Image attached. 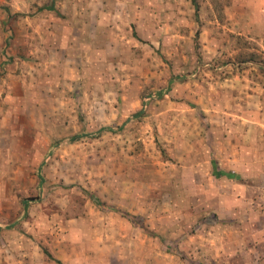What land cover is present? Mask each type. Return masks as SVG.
Here are the masks:
<instances>
[{
    "label": "rangeland",
    "instance_id": "374dc122",
    "mask_svg": "<svg viewBox=\"0 0 264 264\" xmlns=\"http://www.w3.org/2000/svg\"><path fill=\"white\" fill-rule=\"evenodd\" d=\"M98 1L104 3L105 11L114 6L112 12L125 2ZM258 1L127 0L136 14L125 27L134 38H150V34H157L158 24L168 23L169 34L187 38L190 30V51L200 53L198 29L207 24L211 37L220 41L219 54L205 62H151L153 70L180 72L183 76L171 85L175 95L170 89L159 97V91L166 89L163 80L139 76L129 79V43H122L123 47L109 45V39L104 38V53L95 57L87 52L88 47L99 44L76 38L77 28L87 22L88 16L82 10L90 0H0V225H14L0 232V251L5 241L2 235H9L8 242H13L16 233L26 231L25 223L31 217L43 221L34 224L35 237L24 234L25 239L40 245L63 232L65 222L71 218L90 217L91 209L117 212L120 204L136 209L135 205L145 201L151 204L153 225H157H152V256L159 250L154 235L159 233L156 230L163 220L167 233L172 237L176 233L177 238L171 239L170 247L164 238L162 243L178 256L175 246L196 245H185L187 234L206 233L213 226L215 215L203 217L198 211L202 203L210 209L219 206L228 211L239 206L231 199L233 194L241 193L239 188L219 187V181L207 173L208 156L197 154L208 147H213L211 154L219 162L230 150L229 145L237 151V161L244 152V162L248 163L242 180L259 183L261 188L249 187L247 193L262 200L264 50L256 42L236 35L232 30L236 21L223 13L228 8L238 16L239 7L246 14L250 9L255 12L264 6ZM125 27L122 24L119 29ZM56 41L75 47L74 51L83 44L87 47L82 48L87 62L83 59L78 83L69 71L61 72V83L53 82L55 71L49 68V58L53 57ZM201 66L203 79L227 80L217 87L220 91L204 98L210 111L183 96L185 91L195 92L191 81L196 77L192 75L198 74ZM28 80L33 81L31 88L26 86ZM128 86L139 90L140 106L136 109L140 116H134L136 112L126 116V111L116 116L111 106H105L115 99L119 103L127 101L120 99L127 93L120 92ZM26 90L27 98L22 100ZM91 119L105 124L90 125ZM209 120L218 124L212 126ZM199 137L203 138L202 144ZM192 168L199 173H193ZM158 213L165 215L162 222L156 217ZM236 224L231 229H238Z\"/></svg>",
    "mask_w": 264,
    "mask_h": 264
},
{
    "label": "crops",
    "instance_id": "0c3cea01",
    "mask_svg": "<svg viewBox=\"0 0 264 264\" xmlns=\"http://www.w3.org/2000/svg\"><path fill=\"white\" fill-rule=\"evenodd\" d=\"M126 1L121 2V5L115 7L114 12H112L114 6L110 7V10L105 11L102 1L90 0L89 5H86L82 10L88 16L87 22H83L77 28L79 33L76 38L86 43L93 42L99 44V46L88 47L87 52L95 55V57H97L98 53L100 55L104 53L102 50L104 38L109 39L107 41L109 45L115 44L116 46H122L121 44L124 42L129 43L130 55L127 56L128 63L126 64V67L129 68V79H134L139 76V78H152V81L153 77H156L158 80L161 79L160 81L163 80L162 82L166 86V89L159 91V97L165 91H170L174 80L176 81L183 76L178 74L180 72L172 74L169 71V73H166L160 69L153 70L150 68L151 62H163V59L166 61L174 59L180 62L187 60L193 62L198 59L201 62H205L211 60L215 54H219L220 41L217 38L211 37L212 32L207 29V24L202 25L198 29V35L201 36V39H198L201 44V48L199 49L200 53H191L190 51L192 44L190 40L192 33L190 30H188L187 38L186 35L169 34L167 31L169 28L168 23L158 24L160 27L155 31L157 34H150V38L147 36L134 38L128 34L125 26L128 22H133V14L136 13L135 11H131V6H128ZM259 1L262 2L260 4L264 5V0ZM258 2L257 5H259ZM230 11V9L225 8L223 13L225 16H230V19L233 18L236 21L234 25L231 23L233 26L232 30H235L236 35L256 42L264 50V6L255 12L251 9L249 11L246 10L247 14L244 12L245 9L239 7L237 8L238 16ZM122 24L125 28L121 31L119 27ZM212 24L214 25V23ZM172 25L175 28L177 27V23H172ZM1 27L2 24H0V33ZM123 39L126 40L122 41ZM1 40L2 35L0 34V44ZM166 40L171 45L167 44L165 42ZM185 47L187 49L184 50ZM74 48L60 45L56 41L55 47L52 50L53 57L51 59L49 58V64H51L49 68L55 71V74H53L54 83L58 84V82H62L61 76H59L62 71L72 73V78L78 83L77 80L80 78L79 72L82 69V64H84L83 59L87 62V57L83 54L87 47L83 44L81 48H77L75 51ZM82 48L85 50L82 51ZM98 49L100 50L98 51ZM205 49H209V51H204ZM189 55L191 56L190 58ZM34 66L38 67V64ZM202 69L203 67L201 66L199 69L200 72L192 75V77H196L191 81L195 92L185 91L183 96L185 100L193 104H202L201 109L206 110L208 108L210 111L212 109L208 105L209 103H205L204 98L207 99L209 94L220 91L216 90L217 87H222L220 84H224L227 80L223 82L205 80L201 75V73L205 72ZM170 74L171 76L174 75V77L171 78ZM242 77L248 79L247 76ZM7 80L14 81L8 78ZM26 86L28 88L34 86L33 81L29 82L28 80ZM138 91L136 87L128 86V88L120 92V95L127 93L128 96L120 97L122 101L126 99L127 101L119 103L115 99L113 104H105V106H111L116 111V116L125 111L126 116L129 115L128 113H138L139 111L136 109L140 106ZM172 92L174 95L176 94L175 91ZM26 94L27 90L24 93L25 97L21 98L22 100L27 98ZM134 94L137 97H134ZM54 96L56 97L57 95L54 94ZM131 109L132 111H129ZM209 121L213 126L215 121ZM222 122L223 120H221V124ZM89 124L98 126L105 123L102 121L94 123L93 119H91ZM215 124L218 123L215 122ZM199 140L202 144L203 138L199 137ZM229 149V151L221 156L224 159L220 162L215 155L211 154L213 153V147L203 148L202 152H197L198 155H203L205 158L206 155L208 156L207 173H209L211 178L219 181V187H223L224 190L225 188L231 187L239 188L241 193L232 195V201L235 204L238 202L237 205L239 206H233L229 211L225 207L221 208L219 206H212L210 209L204 203L198 207V211L202 212L203 217L205 214L208 215L210 213L215 215V217H213V226L209 227L208 232L199 233L194 236L187 234L185 245L190 242H195L196 245L194 248L181 247L177 249V246H175L174 252H180L178 256L172 254L171 251L173 250L168 252L167 250L169 248L167 247L172 245L171 239L177 238V235L174 233V237H172V235L167 233L165 220H163L165 215L158 213L156 214L157 219L161 222L163 220V222L159 228L157 227L156 232L159 233L155 232L156 235H154L155 240L159 244L158 246L156 243L155 248H159V250L157 249V253L155 252V255L152 256L153 251L149 245L152 243V227L157 226L155 224L153 225V217H155V214H152V208L148 206L151 204H146L145 201L141 200V204L135 205V207L137 206L136 209L123 204L116 207L117 212H110L107 209H104L105 212L97 208L91 209L89 211V214H91L90 217L71 218L65 222L63 232L58 233L52 239L47 238V241L40 245H36L31 240L25 239V235L27 234H33L35 237L37 233L34 229V224L43 221L41 218L31 217L25 223L27 225L26 231L23 234L16 233L13 242H8L9 235H2L5 241L0 251V264H264V203H262L264 202L262 201L264 198L260 200L259 196L247 193L249 187L253 190H258L261 188V185L259 183L253 184L242 180L244 177V167H246L245 163H248L244 162V152H240L239 158L241 161H237L235 159L237 151H233L231 145H229ZM237 163H239V167ZM196 170L192 168L193 173H199V170ZM236 179L240 180L236 181ZM222 199L224 198L220 200ZM133 201L135 203L138 202L135 199ZM210 205H212L211 202H209ZM120 210L124 212H120ZM125 212L134 217L135 220H133L134 218L129 220L127 217H124L122 213ZM229 217L239 218L231 222ZM234 223H237L236 225L239 227L236 230L231 229ZM0 227V232H2L12 229L14 225H0ZM163 238L167 241V247H164L165 242L162 243L164 241ZM44 251H46L47 255Z\"/></svg>",
    "mask_w": 264,
    "mask_h": 264
},
{
    "label": "trees",
    "instance_id": "16d2710c",
    "mask_svg": "<svg viewBox=\"0 0 264 264\" xmlns=\"http://www.w3.org/2000/svg\"><path fill=\"white\" fill-rule=\"evenodd\" d=\"M49 9H50V8H49ZM159 96H160V95H159ZM140 115H141V112H138V113H136L134 116H140ZM108 130H109V129H108ZM76 138H77V137H73L72 140H76ZM229 176H230V175H229ZM122 214H123L124 217H127L129 220H131V219L134 218V217H132V216L126 214V213H122ZM133 220H135V218H134ZM0 230H1V227H0ZM44 252H45V254L47 255L46 251H44Z\"/></svg>",
    "mask_w": 264,
    "mask_h": 264
}]
</instances>
